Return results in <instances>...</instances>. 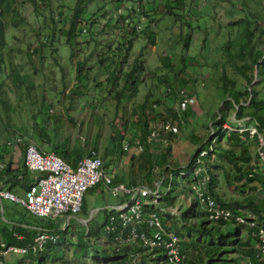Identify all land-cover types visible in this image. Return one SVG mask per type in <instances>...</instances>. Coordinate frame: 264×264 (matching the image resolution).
I'll use <instances>...</instances> for the list:
<instances>
[{"label": "rangeland", "instance_id": "374dc122", "mask_svg": "<svg viewBox=\"0 0 264 264\" xmlns=\"http://www.w3.org/2000/svg\"><path fill=\"white\" fill-rule=\"evenodd\" d=\"M50 1L52 2V9L56 12H60L63 7L61 21L59 19L52 21L50 12L48 13L44 9L38 10L39 14H35L31 0H17V15L20 19H24L25 23L18 29H12L10 23L7 22L6 41L8 48L4 55L9 82L6 90L7 96L9 95L8 101L12 104L10 113L15 121V124H12L13 127H17L18 124L22 128L19 123L23 122L34 124V117H36L39 122V130L41 132L46 130L50 120L54 117L50 113L51 105L54 104L57 107L63 105V88L68 90L71 88V84L74 91L79 92L80 98L71 97L69 94L65 97L67 106L73 109L75 113H72L71 119L67 121L68 131L64 133L67 142L65 140L60 141L59 144L65 147L68 143L69 149L74 155L77 150L83 155L88 148H100L101 154H103V150L109 148L107 146H110L111 138L117 139L118 132H121L126 138L137 135L142 129L138 123L142 116L140 109L152 105V108L158 110L159 107H155V104L159 106V103H155L157 100L165 101L168 106H172L173 102L169 93H185L194 97L196 102L194 106H190L192 111L187 118L184 112L185 124L180 127V132L168 138L174 146L172 147V161L176 169L187 167L198 148L211 137H213V145H218L217 133L212 128H216V132L221 131V126L217 122L220 121L224 112L229 114V120L237 123L234 128H238L243 122L241 126H244V129L253 130L256 128L258 130L252 124L245 125V121H249V118L236 120L238 106H232L228 103L230 99L225 92V81L235 82L236 88L241 91L248 87L245 78L247 72H240L239 69L230 65L228 63L230 58L227 54L231 51L233 55H236V52L245 46V34L253 35L251 48L256 49L255 55L258 54V49L264 53V0H147L146 6L144 5L147 11V21H142L139 16H133L129 18L132 19L129 25L124 26L118 25L116 19L112 18L110 14V11L113 12V8H116V4H113L111 0H93L83 16V19L89 22L92 28H85L84 35L78 39L81 47L79 61L88 60L85 67L88 78L81 81L77 79L72 49L65 35L70 28L72 8L76 0ZM131 1L133 3L138 0ZM129 4L125 1L122 6ZM101 6H104L103 11H97ZM168 7H172L174 15L177 16L169 15ZM121 15L126 17V10L123 9ZM111 19L115 20V26H111L114 23V20ZM139 25L142 27L141 35L139 34L138 38L132 39L133 51L121 68L122 77H124L133 69L135 61L141 60L144 65L141 80H132L138 85V93L134 96L130 90H123L125 79L121 78L116 82V85H112L108 81V76L117 61L121 60L118 49L125 43L124 35H129L132 38L133 30H136ZM123 27L126 28L121 33ZM146 31L147 34L142 35V32L145 33ZM150 33L157 36L155 47L149 44L147 35ZM48 38H52L50 41L58 49V54L53 52L50 45H46L40 56L35 58L34 65L29 63L25 53L36 48L40 42L49 40ZM187 38H190V50L184 54V43ZM109 48H111L110 52L108 51ZM106 57L108 62L102 66L99 61ZM263 61L264 57L261 62ZM233 63L238 66L242 65L236 59ZM13 65L18 67L25 84H13L15 78L10 75L13 73ZM257 68L254 65V73H250L253 80L256 77V84L252 85V83L249 91L256 89L260 91L259 95L264 97V85H258L262 79L257 74L259 72ZM14 75L19 81L20 73ZM30 81H35V84H30ZM29 85L38 100L35 101L30 97L27 89ZM179 89L182 90L179 91ZM71 100L75 101L71 103ZM76 100L79 102L77 103ZM176 102L174 101V105ZM68 111L70 110L68 109ZM148 111L154 114L152 109ZM0 113L2 117L0 119V144L2 145L9 141L10 134L6 127L5 113L2 109ZM47 118H49V122ZM157 121L159 119H154L153 123L150 122L149 129L153 128V124H158ZM226 124L230 125L225 123L223 130L229 132L225 127ZM253 139H257V137ZM240 145V143L232 142L229 139H224L222 142L223 147L234 149L236 155L241 152ZM153 146L154 144L148 145L147 149L149 148V153L154 155L156 152H153ZM256 152L257 144L251 146L248 153L252 156L253 167H256L254 174L259 173L262 175V179L252 183L248 182L246 189L252 188V190L244 191L239 184L235 186L228 184L225 173L221 169L215 168L214 174L220 177L221 192L228 200L244 201L247 204L249 200L256 198V202L264 207V166L258 160ZM142 154L133 151L125 155L127 156L124 158L125 161L122 158L119 160L112 159V165H107L106 168L112 169L115 173H120L125 179L129 176L134 177L132 167L137 169L138 166H141L139 163L143 160V156H140ZM109 160L110 158L104 160L105 166ZM226 169L233 174L232 163L226 162ZM139 180L144 181V176L142 179L139 177ZM95 190L86 193L84 197L85 207L82 213L71 221L70 233L72 234L67 237V242H64L60 248H56L58 252L61 251L64 255L63 260L57 261L56 264H113L105 261L102 256L84 259L75 257L78 238L80 239L87 233L89 228L104 227L105 210L117 200L108 191ZM161 191L164 193L166 188L162 186ZM185 196L183 210L188 208V204L191 203L193 193L189 192ZM179 204L180 199L175 200L174 208L178 210ZM3 209L5 212L8 209L11 210L15 222L26 223L34 228L48 226L47 221L35 220L27 216L19 205L12 202L4 201ZM96 210L98 212L92 214ZM0 214L1 220L5 221L1 211ZM5 216L9 219L7 214ZM206 218L207 214L199 212L197 225L193 226L195 228H190V225L182 226L178 223L177 212L176 217H165L164 219L175 222L180 234L187 236L189 232L197 234L201 230V226L205 225ZM79 220H91V222L86 227ZM9 223L7 227L10 226ZM61 223H56L53 226H60ZM236 229L235 226L229 225L223 228V234L235 237ZM61 241L62 237L59 243H63ZM98 243L104 249L112 250L106 238L98 240ZM203 243L210 245L211 238H204ZM231 254L236 255L235 252H232L228 253V256ZM24 261L25 257L12 255L6 259V264H28L27 261V263Z\"/></svg>", "mask_w": 264, "mask_h": 264}, {"label": "trees", "instance_id": "16d2710c", "mask_svg": "<svg viewBox=\"0 0 264 264\" xmlns=\"http://www.w3.org/2000/svg\"><path fill=\"white\" fill-rule=\"evenodd\" d=\"M34 6L35 14H39L38 10L44 9L48 11L50 14L52 21L55 19H59V21L62 20V9L60 12H56L54 9H52V2L50 0H31ZM113 4H116V9L123 7V2L126 1L127 6H124L123 8H127L129 6H132L133 8L139 7V12L142 15L146 14V10L144 8V5L146 6L147 0H138L134 1L132 3L131 0H111ZM184 1V0H180ZM16 2L17 0H0V106L1 109L4 111L5 116L7 118L6 121V127L7 129H10L11 127L15 130H10L9 134L11 135V144H0V163L6 164V169L3 171L0 181L1 183L4 182L5 184L10 183L11 181H14L15 184L23 185V188H28L29 185L32 183L38 181V177L41 175H35L32 177L31 172L26 168L25 162H24V155L23 158L20 160V168L13 171L12 167L14 165L13 161H15V155L12 150V146L17 145L16 143V137L19 134L27 135L31 138L34 137L28 132V130H24L23 128H20L17 124V127H13L12 124L14 122L12 118V114L10 113V108H12V104L8 101L7 98H9V95L7 96V84H8V73H6V59H5V50L8 48V44L6 41V35L8 31V25L7 22L10 23V26L12 29H18L22 25H24L25 20L20 19L16 8ZM93 3V0H76V3L74 7L72 8V15L70 18V28L66 31L65 35L67 37V42L69 46L72 49V55L74 59V65L76 67V75L77 79L81 81L84 78H88V72H86L85 67L88 64V60H85L84 62L79 61V54L81 52V47L78 43V39L81 35H84V29L88 27L92 28L89 25V22L85 21L83 19V16L85 12L87 11L88 7ZM36 5V6H35ZM143 5V6H142ZM169 8V7H168ZM104 6H101L98 8L97 11L101 12L103 11ZM169 15H174V9L170 7L168 9ZM136 11V10H134ZM112 18L116 19L118 22V25L123 26L125 21L127 20L124 15H118L113 16V13L111 14ZM177 16V15H174ZM180 16V15H178ZM182 18V16H180ZM111 19V20H114ZM111 23V22H110ZM115 26V20L113 25ZM126 27H123L121 29V33L124 32V29ZM140 33H137L136 30H133L132 38H130L129 35H124L123 40L125 43L119 47L118 51L120 53V61H117V64H115L112 71L109 73L108 81L112 85H116V82L119 80L125 79V82L123 84V90H130L134 96L138 93V85H136V82H133L132 80H141L144 73V65L139 61H135L133 69L130 71V73H127L124 77H122V69L123 65L127 62V59L130 58L131 52L133 51L134 43L133 38H138ZM147 31L144 33L142 32V35H146ZM55 36V34H53ZM52 35V37H53ZM148 36L149 44L153 45L156 44L157 36L155 34L150 33ZM246 37V44L245 46L241 47L238 52H236V55H233L231 51L228 52L227 56L230 58L228 63L230 65H233L236 69H239L240 72L246 71L247 74L245 76L248 87L246 90L241 91L236 88V83L232 81H225L226 87L225 92L226 95L229 96V104L232 106L237 105L238 110L236 114V120L240 121L245 118H249V121H245L246 124H252L258 128V131L260 133H264V97H261L260 91H257L256 89H253L249 91V87H251V84L254 83L253 77H250V73H254V65L258 67L259 71V77L262 79V81L258 85H264V61H262L264 57V53L261 52L259 49L258 54L255 55L256 49L251 48V40L253 38V35L250 34L248 36L245 34ZM49 40H45L43 43L40 42L36 48H33L32 50H28L25 53V56L29 63L35 62V58L40 56L43 48L47 45H50V47L53 49V52L58 54V49L52 45L51 41L52 38H48ZM50 41V42H49ZM184 54L187 53L190 50V38L186 39V42L184 43ZM264 46V45H263ZM111 48H109L110 52ZM187 51V52H186ZM142 56V55H141ZM14 59V58H12ZM234 59H236L239 63L242 65H236L234 64ZM102 66L108 62V58H102L99 61ZM13 64V62H11ZM34 65V63H33ZM241 66V67H240ZM240 67V68H238ZM183 71V70H182ZM20 73V80L17 81V76L14 74ZM15 78V81L13 84H25V81H22V75L21 72L18 70V67L13 65V73L10 74ZM138 76V77H136ZM168 83V82H167ZM262 85V86H263ZM28 93L30 94V97L32 96V88L29 85L28 86ZM182 89H179L181 91ZM74 91V90H73ZM180 93V92H179ZM170 97L172 98V102L174 105V101L178 100L180 94L175 93H169ZM155 103H159V109L152 108V105L150 107H146L143 109V113L141 118L139 119L138 123L142 126L141 132H139L137 135H141L143 138H145L149 134V126H150V119H152V114L150 113V109L154 111L152 122H154V119L161 120L162 117V110L164 108H167L169 113H171V116L173 117V105L168 106L165 101L157 100ZM245 104H248V106H245ZM150 108V109H149ZM189 109V110H188ZM187 111L185 112V117H188V114L191 113V107H188ZM44 117V116H43ZM0 119L1 113H0ZM36 119V118H35ZM171 121H173V118H170ZM47 121L49 122V118H47ZM221 126V131L216 132V128H212L215 133H217V146H213V152L210 156L204 158V164L207 168V172L209 174L210 180L207 184V190L208 193L220 204L224 205V207L233 209L235 211H242L245 207H247L249 210H252L253 213L257 214L258 216L262 213H264V207H262V204H258L255 199L249 200L247 204L244 203V201H238V200H228L224 193L221 192L222 184L221 179L217 175L214 174V169L218 168L221 169L222 172L225 173L226 180L228 184L231 186H235L236 184L241 185L242 190L250 191V189H246V185L248 182H255L256 180L262 179V175L252 174L253 167V159L252 156L249 155L248 151L251 146H255L257 144V139H253L250 137V133L247 131L243 134L240 133H230L228 136L226 133L223 132V126L225 123H229L233 127H235V122L229 120V114L227 112H224L223 116L221 117L220 121L217 122ZM243 123V122H242ZM242 123L240 125H242ZM157 124V123H156ZM156 124H153L154 126H157ZM239 125V126H240ZM181 127V125L179 126ZM36 130L38 128L34 127ZM180 130V129H179ZM39 132H41L39 130ZM131 136L129 137L130 141H133V137L137 136ZM121 132H118L117 139H114V137L111 138V144L108 149H104L103 153V163L104 160L110 158L109 162L104 164V169L112 178V183L114 185L116 184H123L126 186H147L150 189H156L154 186V181L157 179H160L161 181L164 179V174H166L169 170V168H173V155H172V146L169 144L165 146L161 152L151 154L149 153V148L144 151L142 155L143 160H141V166H138L137 169L132 167L133 175L127 177L125 179L124 176H122L120 173H115L112 169H107V165H112V159L119 160L123 156L127 154L126 151L122 150L121 141L123 140ZM245 138V139H244ZM224 139H229L232 142H238L240 143L241 152L239 155H236V151L234 149H227L226 147L222 146V142ZM170 142V140H169ZM245 142V143H244ZM171 143V142H170ZM213 144V137H211L209 140H207L202 146L198 148L194 156L192 157L191 161L196 158V156L205 150H210L211 146ZM163 146V144H161ZM16 147V146H15ZM62 150V149H61ZM93 150L98 151V148H93ZM57 155L62 157L64 160L67 161L69 159V154L64 151H59L58 147L54 149V151ZM90 153V150L88 154ZM87 154V155H88ZM145 158V160H144ZM138 159V158H137ZM140 160V159H139ZM144 161V162H143ZM190 161V164L188 167H185V172H189L192 168V163ZM194 162V161H193ZM226 162L232 163V167L234 169L233 174H231L226 169ZM135 164V163H133ZM75 166V165H74ZM159 169V172H156V170ZM138 171V172H135ZM156 173V174H154ZM161 173V175H159ZM158 174V175H157ZM21 176V177H19ZM144 176V181H140L139 177ZM18 177L20 179H18ZM15 179H17L15 181ZM195 179L193 176H185L179 179L173 178L170 183V189L166 192V194L162 198V203L160 204V208H155V211L158 213H161L160 210H174V203L175 200L180 199L183 197V199H186L185 195H188V193H192L191 185L194 183ZM263 181V180H261ZM264 182V181H263ZM14 184V185H15ZM163 186L165 188L168 187V181L166 179L163 180ZM13 185V186H14ZM98 187V186H97ZM4 188V187H2ZM94 189V188H93ZM244 193V192H243ZM124 201H127L126 198L119 199L117 203H122ZM184 202V201H183ZM85 199L83 202V209L85 207ZM14 204V203H13ZM183 203L182 205L179 204L178 209V223L184 225H190V228H195L193 226L197 225V215L198 213H202L199 209V205L197 204V201L195 199H191V203L188 204V208L186 207L183 210ZM152 209V208H151ZM24 210V209H23ZM83 211V210H82ZM24 213L27 214V216L33 218L36 220V218L32 217L26 210H24ZM8 216L11 215V210H7L5 212ZM108 214H115V212H108L106 211L105 216V224L107 221V215ZM1 217V214H0ZM5 221L1 220L0 218V236H5L6 239L4 240L8 246H17L22 247L29 243L33 242V237L36 236L35 231H32L27 228H23V225L21 222H14L10 218H6L4 215ZM170 218V217H169ZM9 220V221H8ZM169 220V219H168ZM165 220L162 217V221L164 224V228L166 230H170L174 232L182 241V255H185V264H233V261H236L234 257L228 256V253L235 252L236 254L247 252L248 254H251L252 250H246L247 247H249L250 243H244L242 239L239 238L238 232H240V228L236 227L235 224L222 222L220 224H212L210 225L207 218L205 219V225L203 224L201 226V230L195 233L189 232L187 236H184L180 234V232L177 229V224L171 221ZM8 222L12 223V226L7 227ZM90 225V224H89ZM229 225L235 226L236 229V236L233 237L231 235L225 236L223 233V228L227 227ZM105 226V225H104ZM71 228V227H70ZM70 228L67 230V232H58L61 237L63 243H58L55 246L49 245L46 252L39 257H34L32 255L25 257L24 262H30V264H56L57 261L63 260L64 255L62 252H58L56 248H60L64 242H67V237L72 234L70 233ZM3 231V232H1ZM15 235L24 237V241L20 242L17 241L14 237ZM210 237L211 238V244L203 243L204 238ZM106 238L109 242V246L111 245V236H108L104 232V227H99L98 229L95 228H89L87 233H85L83 236L78 238L77 242V248H76V254L75 257L79 259L84 258H98V257H104V260L111 262L113 264H159V260H162L163 258H156L153 259L154 255H149L146 252L142 251L141 249H135L132 250L130 248H125L119 253H116L111 245L112 250H109V248L106 250L104 249L99 243L98 240ZM250 248V247H249Z\"/></svg>", "mask_w": 264, "mask_h": 264}, {"label": "built area", "instance_id": "2783aa9c", "mask_svg": "<svg viewBox=\"0 0 264 264\" xmlns=\"http://www.w3.org/2000/svg\"><path fill=\"white\" fill-rule=\"evenodd\" d=\"M113 8V16L121 15L124 9L127 12L124 25H129V18L139 16L142 21H147L145 15L139 12V7ZM136 10V11H134ZM123 25V26H124ZM137 33L142 31L139 25L136 28ZM176 104L173 106V114L168 110H162V117L157 126L149 129V134L143 138L137 135L130 141L129 138L121 142L122 150L126 152L143 153L148 145H153V152H161L167 145H173L168 138L180 132V125L185 124L183 114L188 107L194 106V97L181 93ZM155 107H158L155 105ZM173 118V121L170 120ZM152 122V120H150ZM229 130L224 133L245 132L250 133V137H257V157L264 166V133H259L256 128L244 129V126L234 128L231 125H225ZM215 132V131H214ZM212 136V135H211ZM17 143L24 145V162L26 168L31 173L41 175L38 181L29 185L23 196H18L2 188L0 181V198L10 200L26 210L32 217L50 222L69 217H76L82 213L84 197L87 192L97 186H102L114 198L127 201L119 203L117 207L108 208L105 211L115 212L108 214L104 226V232L111 236V245L116 253L125 248L132 250L141 249L149 255H154L153 259L158 257L159 264H185V255H182V241L174 232L166 230L162 217H176L177 209L160 210L163 196L169 191L170 183L173 178L179 179L185 176H193L195 181L192 183L193 199L197 201L201 212L207 214V220L210 225L220 224L222 222L235 224L240 228L239 238L244 243H250L246 250L251 249V254L247 252L238 253L236 261L233 264H264V213L259 216L249 210L247 207L242 211H235L224 207L218 203L207 190V184L210 180L207 168L204 164V158L211 155L213 144L210 150L200 152L194 160L191 161L192 168L187 173L185 168H169L164 174V179L168 181V187L163 193L161 187L163 180L154 181L156 189H150L147 186H126L123 184L112 183V178L104 169L102 157L95 150L82 158L77 165L65 161L54 152H43L35 141L24 134L17 135ZM163 144V146L161 145ZM194 161V162H193ZM5 163H0V177L6 169ZM188 167V166H187ZM252 170V174L254 173ZM159 172V171H157ZM183 203V197L180 198V204ZM152 208V209H151ZM69 227V221L62 232H66ZM61 235L55 231H41L33 237V242L23 247L8 246L0 241V264H6V259L12 255L23 257H39L44 254L49 245L55 246L60 242ZM17 241L23 242L24 237L14 235Z\"/></svg>", "mask_w": 264, "mask_h": 264}, {"label": "crops", "instance_id": "0c3cea01", "mask_svg": "<svg viewBox=\"0 0 264 264\" xmlns=\"http://www.w3.org/2000/svg\"><path fill=\"white\" fill-rule=\"evenodd\" d=\"M29 83L30 84H35V81H30ZM70 87L71 88H69L68 90H67V88H63V91H64V94H63V105H61V107L60 106L57 107L54 104L51 105L50 113H52L54 117H53L52 120H50L51 122L49 123V127L46 130H44L42 132H39V127H38L39 122H38V120L35 119L36 117H34V119H35L34 124H31V123H27L26 124L25 122L19 123V124H20V126H22V128L24 127L23 128L24 130H28V132L34 137L35 144L39 146L40 150H42L43 152L49 153V152H53L54 149H56V147H58L59 151H64V152H67L69 154V157H68L69 159H67L68 163H71L73 165H77V163L82 158L87 156L89 150L91 151V150H93V148L86 149V151H85V153L83 155L79 153V150H77L75 152V155H74V153L70 151L68 143H67V145L65 147H62L59 144L60 141H64L65 140L66 136H64V133H66L68 131L67 121L69 119H71L72 113H75V111L73 109H71V108H69L67 106V102H66L65 97H66L67 94H69V96H71V97L73 96V97L80 98V96H78L79 92L78 91H73L74 89H73V86H71V84H70ZM80 94H81V92H80ZM31 98H33L35 101L38 100V99H36V96L34 95V91L32 92ZM7 99L9 100V98H7ZM74 101L75 100H71V103H73ZM78 102L79 101H77V103ZM21 105H20V107H21ZM69 105H70V103H69ZM68 109L70 111H68ZM0 110H1V108H0ZM10 110H12V108H10ZM140 113L141 114L143 113V107L140 109ZM152 119H153V114H152ZM152 119H150V120H152ZM151 123H153V122H151ZM34 127L38 128V130H36ZM10 130H14V129L13 128L7 129L8 132ZM48 131H50V134H48ZM9 138L11 139V135L9 136ZM9 138H8L9 141L7 142V145H10L12 143ZM122 139H126V137H123ZM65 141L67 142V139ZM16 143H17V141H16ZM15 146L14 145L12 146L13 147L12 150H13L14 155H15V161H13L14 165L12 167L13 171L18 169V167L20 168V164H21L20 160L23 158V155L25 154L24 145H22V144L19 145L17 143V145H15ZM172 147H174V146L172 145ZM97 152L99 153V155L101 157L103 156V154H101L100 148H98ZM131 152H133V151H131ZM131 152H127V154H130ZM103 153H104V150H103ZM126 157L127 156H123L122 159L124 160V158H126ZM173 166H174V164H173ZM173 168L176 169L175 166ZM34 174L38 175L36 173H31L32 177L34 176ZM19 177H21V176H19ZM19 177H18V179H20ZM16 180L17 179H15V181ZM14 184H15L14 181H11L8 184H5L4 182H2V187H4L5 190H8V191H10V192H12V193H14V194H16L18 196H23L25 191L27 190V188H25V187L23 188V185H19V184H17V185L15 184L14 185ZM94 189H96L95 191H98V190H101L102 192L106 191L102 186L95 187ZM94 189H92V190H94ZM2 201H3V203L0 204V211L1 212L4 211V213L2 214L3 217H4L5 210L4 209H3V211L1 210L3 208L2 205L4 204V201H9V202H11V201L10 200H3V199H2ZM117 201H119V199H117L116 202L111 203V205L108 204V205H110V207H108V208L117 207V205H119V202L117 203ZM108 208H106V209H108ZM97 212H98L97 210L93 211L92 214H95ZM9 218L11 220H13L11 215H9ZM74 219H76V218L75 217L67 218V221H69L68 229L71 226V221H73ZM36 220H41V219H36ZM45 221H47V220H45ZM67 221L64 220V219H59V220L53 221V222L47 221L48 226L45 227V228H34V227H31V226L27 225L26 223H22V224H24L23 228H27V229H30L32 231L38 232V233L41 232V231H55V232L58 231V232H62L64 227H65V225L67 224ZM81 221H85V220H79L80 223H81ZM59 222H62L61 225L57 226V227H54L56 225V223H59ZM89 222H91V220ZM9 224H10V227H11L12 223L10 222ZM88 226H89V224H88ZM1 232H3V231H1ZM38 233H36V234H38ZM5 239H6L5 236H0V241L5 242L4 241ZM230 256L232 258L233 257L236 258L238 255L237 254L236 255L235 254H231ZM28 264H30L29 261H28Z\"/></svg>", "mask_w": 264, "mask_h": 264}, {"label": "water", "instance_id": "95a60500", "mask_svg": "<svg viewBox=\"0 0 264 264\" xmlns=\"http://www.w3.org/2000/svg\"><path fill=\"white\" fill-rule=\"evenodd\" d=\"M257 70H258V68H257ZM257 74H259V72H258ZM255 82H256V77H255L254 83H253L252 85L256 84ZM237 109H238V107H237ZM2 203H3V201H2V199L0 198V204H2ZM2 207H3V205H2ZM1 210L3 211V208H2ZM3 213H4V211L2 212V214H3ZM81 223H82L83 225H86V226H88V224H90L89 221H81ZM238 234L240 235V232H238Z\"/></svg>", "mask_w": 264, "mask_h": 264}, {"label": "bare ground", "instance_id": "6f19581e", "mask_svg": "<svg viewBox=\"0 0 264 264\" xmlns=\"http://www.w3.org/2000/svg\"><path fill=\"white\" fill-rule=\"evenodd\" d=\"M158 104V103H157ZM156 105V104H155ZM159 107V106H158ZM189 110V109H188ZM158 119V118H157ZM156 120V119H155ZM159 122V121H157ZM134 138V137H133ZM131 140V139H130ZM151 149V148H150ZM153 149V148H152ZM92 191V190H91ZM127 200V199H126ZM65 220V219H64ZM216 225V224H215ZM59 234V233H58ZM14 238V237H13ZM61 238V237H60ZM23 247V246H22ZM22 257V256H21Z\"/></svg>", "mask_w": 264, "mask_h": 264}]
</instances>
